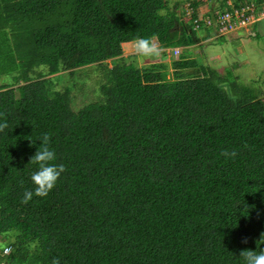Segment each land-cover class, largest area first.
<instances>
[{"label": "trees", "instance_id": "trees-1", "mask_svg": "<svg viewBox=\"0 0 264 264\" xmlns=\"http://www.w3.org/2000/svg\"><path fill=\"white\" fill-rule=\"evenodd\" d=\"M188 1L0 0V264H245L257 250L264 97L182 49L197 23L212 31ZM137 36L181 47L173 79L126 60ZM88 66L100 96L74 105ZM44 133L66 171L24 204Z\"/></svg>", "mask_w": 264, "mask_h": 264}, {"label": "rangeland", "instance_id": "rangeland-1", "mask_svg": "<svg viewBox=\"0 0 264 264\" xmlns=\"http://www.w3.org/2000/svg\"><path fill=\"white\" fill-rule=\"evenodd\" d=\"M181 1V10L188 3V0H168V6L173 9L175 3ZM215 5V1L208 0V4ZM206 3L204 7H207ZM183 17V16H182ZM256 25V26H255ZM235 30V32L225 36L224 38L217 37V33L212 31L207 32L203 28L196 31L202 41L192 47H183V50L190 48L188 56L200 58L201 63H205L210 67L217 69L221 74H227V70L231 68L235 75H240V82L256 90L259 96L264 97V19L257 21L254 24H249ZM158 42V41H157ZM160 45V43L158 42ZM159 57H142L133 52L125 54L126 60H133L138 66L143 67L150 63H166L167 64V78H174L173 61L179 59L182 53L181 47H177L178 51H174L173 47H162ZM180 49V50H179ZM165 50V52H164ZM124 56V57H125ZM125 60V61H126ZM132 62L133 64H135ZM109 66L114 63L111 58L106 60ZM236 65V66H235ZM88 66L83 74L84 80L88 85L82 92L76 95L74 105L80 102L100 96L101 76L99 70L90 69ZM85 68V67H84ZM88 70V71H87ZM198 74H203L200 69H195ZM65 73V72H62ZM61 74V73H60ZM67 76V75H66ZM3 78L0 77V83H3ZM100 80V81H99ZM66 82L65 80H63ZM69 83V82H67ZM61 86V85H60ZM229 90V88L227 87ZM7 239H0V246L6 244ZM5 249H11V246H6ZM12 250V249H11ZM5 251V250H4ZM11 252V251H10ZM9 253V252H8ZM5 264V263H1Z\"/></svg>", "mask_w": 264, "mask_h": 264}, {"label": "clouds", "instance_id": "clouds-1", "mask_svg": "<svg viewBox=\"0 0 264 264\" xmlns=\"http://www.w3.org/2000/svg\"><path fill=\"white\" fill-rule=\"evenodd\" d=\"M210 1H215V5H213V3H212V6L209 5L208 0H206V1H203L201 4H199L198 8H204V5L206 3L208 4V6H210V9L211 7H215L216 8L215 10H217L219 9L217 7H220V6L222 7L219 10L225 9V8H231V6H229L230 5L229 0H210ZM231 1H233L235 4L236 2H238L236 4L237 6H247L249 4L254 3L256 4V9H257V5L261 0H239V1L231 0ZM190 2L191 1H188L187 4H189ZM187 4L185 6H187ZM215 10L213 9L212 13ZM249 13H253L256 17V16L261 15L263 12L256 10L254 12H249ZM261 19H264V18H261ZM261 19L256 20L252 24L256 23L257 21ZM199 29H197L196 31H198ZM208 29L213 30V28H208ZM213 32H216V31H213ZM224 36H227V35H224ZM133 45H134V49H133L134 53L142 57H159L162 51L160 45L157 42L156 37L146 38V37L137 36V38L133 42ZM7 128H8L7 120H4L3 123H0V132H4L5 129ZM40 141H42V144L39 146L35 154L31 156L30 162H29V164L38 165V169L31 173V180L36 187L34 189V192L31 190L24 191L23 196H22V201H21L24 204H27L29 201H31L33 199V195L37 197L47 196L49 192L56 186V183L58 179L60 178L61 174L66 171V168L63 164L52 163L53 161L56 160V153L54 150L50 148L51 134L50 133L42 134V136L40 137ZM245 147H247V145H245ZM221 155L226 158H235L237 155V152L235 150L233 151L224 150L221 153ZM242 242L247 244L248 243L247 238H245ZM256 243H257V250L255 251L251 249L241 250L240 257L243 258V260L245 261V264H264V249H260V245L264 244V233H261V237L259 240L256 241ZM10 251L11 249H5L6 253ZM51 264H61V259L59 257H54L51 260Z\"/></svg>", "mask_w": 264, "mask_h": 264}, {"label": "built area", "instance_id": "built-area-1", "mask_svg": "<svg viewBox=\"0 0 264 264\" xmlns=\"http://www.w3.org/2000/svg\"><path fill=\"white\" fill-rule=\"evenodd\" d=\"M229 4L231 8L217 9L207 17H205L204 14L210 10V7L200 8L205 12H202L203 14H201V17L206 19L204 24L206 29L213 28L216 29L218 34L229 35L237 29L246 27L248 24H252L256 20L264 18V11L261 15L256 17L253 13H249L256 11V4L254 3L247 6H237L233 1L229 0ZM188 5L190 4H187V6ZM195 22H198V20H195ZM200 27L201 24L199 25V23H197V28ZM175 50L178 51L177 48H175Z\"/></svg>", "mask_w": 264, "mask_h": 264}, {"label": "crops", "instance_id": "crops-1", "mask_svg": "<svg viewBox=\"0 0 264 264\" xmlns=\"http://www.w3.org/2000/svg\"><path fill=\"white\" fill-rule=\"evenodd\" d=\"M134 50H131V51H129V52H127V53H131V52H133ZM127 53H125V54H127Z\"/></svg>", "mask_w": 264, "mask_h": 264}, {"label": "water", "instance_id": "water-1", "mask_svg": "<svg viewBox=\"0 0 264 264\" xmlns=\"http://www.w3.org/2000/svg\"><path fill=\"white\" fill-rule=\"evenodd\" d=\"M225 85L229 88V85H228V83H225Z\"/></svg>", "mask_w": 264, "mask_h": 264}]
</instances>
